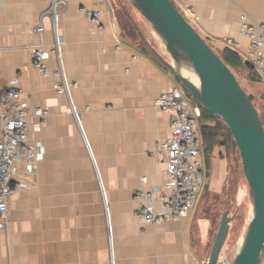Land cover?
Instances as JSON below:
<instances>
[{
	"label": "crops",
	"instance_id": "0c3cea01",
	"mask_svg": "<svg viewBox=\"0 0 264 264\" xmlns=\"http://www.w3.org/2000/svg\"><path fill=\"white\" fill-rule=\"evenodd\" d=\"M187 1L195 13L190 24L216 52L227 36L240 52L247 48L248 39L239 34L240 13L264 23V0ZM49 2L0 0V90L15 79L29 106L48 111L28 120L31 126L40 122L33 137L45 151L34 173L23 177L26 186L9 200L0 264H199L193 238L205 223L196 218V205L180 220L161 224L135 215L140 178L147 176L155 188L164 179L163 164L149 151L169 132L156 98L174 85L175 76L154 51L170 62L169 54L151 28L140 31L151 53L129 43L111 0H57L61 63L77 83L72 114L64 94L53 89L54 78L30 64L33 46L53 43ZM80 6L104 11L100 30L93 31ZM37 25L44 28L41 38ZM48 65L53 69L55 60ZM257 81L261 87L251 85L250 93L255 104L264 105V84Z\"/></svg>",
	"mask_w": 264,
	"mask_h": 264
},
{
	"label": "built area",
	"instance_id": "2783aa9c",
	"mask_svg": "<svg viewBox=\"0 0 264 264\" xmlns=\"http://www.w3.org/2000/svg\"><path fill=\"white\" fill-rule=\"evenodd\" d=\"M94 1L99 3L105 0ZM173 1L190 23L195 15L193 6L187 0ZM56 4L57 0H50L47 10L53 29V43L47 48L41 44L33 46L29 52L30 64L40 74L54 78L53 89L64 94L68 111L76 115L71 90L77 87V83L66 77L61 63L60 47L64 40L56 32ZM79 10L90 22L93 31L102 28L103 10L85 6H80ZM238 22L239 34L248 39L247 48L240 52L237 41L229 36L223 37L221 43L238 53L264 84V23L244 12L239 14ZM34 31L41 38L44 28L37 25ZM51 58L56 62L53 69L48 65ZM156 106L168 116L169 132L152 146L149 155L157 157L163 164L164 179L161 186L155 188L147 184V176H142L133 199L137 203L135 215L139 221L161 224L188 215L197 203L204 177L199 130L200 108L176 85L158 93ZM47 113L43 107L28 105L27 95L15 79L0 90V228L5 226L12 194L26 186L23 177L34 173L45 151L42 143L33 137L40 122L31 126L28 120L34 116L43 118Z\"/></svg>",
	"mask_w": 264,
	"mask_h": 264
},
{
	"label": "water",
	"instance_id": "95a60500",
	"mask_svg": "<svg viewBox=\"0 0 264 264\" xmlns=\"http://www.w3.org/2000/svg\"><path fill=\"white\" fill-rule=\"evenodd\" d=\"M163 44L171 61L157 58L181 81L191 96L221 117L231 132L247 183L251 216L234 257L227 264H260L264 252V129L254 103L235 74L193 28L171 0H126ZM197 77L194 84L181 70ZM228 232L222 214L206 264L218 256Z\"/></svg>",
	"mask_w": 264,
	"mask_h": 264
},
{
	"label": "rangeland",
	"instance_id": "374dc122",
	"mask_svg": "<svg viewBox=\"0 0 264 264\" xmlns=\"http://www.w3.org/2000/svg\"><path fill=\"white\" fill-rule=\"evenodd\" d=\"M111 2L114 17L121 27L125 25L129 28V32L132 33L129 35L123 29L127 41L138 48H145L150 51L147 44H143L146 43L145 39L139 34L140 31L144 32V34L151 32L144 18L126 0H111ZM173 3L176 6L174 1ZM119 17H122V22H120ZM133 27L137 28L139 33L134 31ZM217 53L221 54L220 51ZM235 76L242 88L248 92L254 86L256 89L261 87L257 80H255V84H251L250 79L245 78L244 74L239 70H235ZM174 85L182 88L186 96L190 97L200 109L204 108L191 96L176 77ZM255 105L262 115L264 113V105L258 102ZM205 123L212 125L214 121L206 119ZM219 140H223L225 144L216 146L213 149L203 150L201 148L204 185L197 200L195 215L196 218H203L205 224H198L199 233H196L193 238V245L199 264H206L207 262L219 221L225 211L228 218V232L218 256L220 264H227L234 257L251 216L247 183L242 173L238 150L229 139L226 131L221 130Z\"/></svg>",
	"mask_w": 264,
	"mask_h": 264
},
{
	"label": "trees",
	"instance_id": "16d2710c",
	"mask_svg": "<svg viewBox=\"0 0 264 264\" xmlns=\"http://www.w3.org/2000/svg\"><path fill=\"white\" fill-rule=\"evenodd\" d=\"M120 22H122V17H119ZM123 29L127 32V34H132L129 32V28L123 25ZM133 30L139 33L137 28L133 27ZM140 34V33H139ZM210 45V44H209ZM211 46V45H210ZM217 53V52H216ZM218 56L224 61V63L231 69V71L235 74V70H239L244 74V77L247 78L251 84H255V80H257V75L253 72L251 66L245 62L238 53L235 51L223 47V50L221 51V54L217 53ZM245 90V89H244ZM248 94L250 100L253 101V96L250 92L246 91ZM255 105V103H254ZM256 107V105H255ZM258 110L259 117L262 121L263 129H264V114L261 115L259 112L258 107H256ZM200 119H199V130L201 133L202 138V148L205 149H213L216 146H220L225 144L223 140H219V137L221 135V130L226 131L227 135L229 136V139L232 141L233 144H235L231 132L226 126V124L223 122L221 117L217 114L211 113L206 108L200 109ZM213 120L214 123L212 125L205 123V120ZM236 146V145H235Z\"/></svg>",
	"mask_w": 264,
	"mask_h": 264
},
{
	"label": "bare ground",
	"instance_id": "6f19581e",
	"mask_svg": "<svg viewBox=\"0 0 264 264\" xmlns=\"http://www.w3.org/2000/svg\"><path fill=\"white\" fill-rule=\"evenodd\" d=\"M181 74L183 75V76H186L189 80H191L194 84H198V80H197V77L195 76V74L191 71V70H189V69H187V68H183L182 70H181Z\"/></svg>",
	"mask_w": 264,
	"mask_h": 264
}]
</instances>
